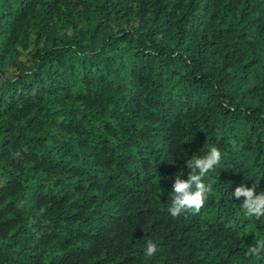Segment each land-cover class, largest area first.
Instances as JSON below:
<instances>
[{"label": "trees", "instance_id": "trees-1", "mask_svg": "<svg viewBox=\"0 0 264 264\" xmlns=\"http://www.w3.org/2000/svg\"><path fill=\"white\" fill-rule=\"evenodd\" d=\"M213 146V192L173 217ZM254 185L264 0H0V264H264L232 197Z\"/></svg>", "mask_w": 264, "mask_h": 264}, {"label": "clouds", "instance_id": "clouds-1", "mask_svg": "<svg viewBox=\"0 0 264 264\" xmlns=\"http://www.w3.org/2000/svg\"><path fill=\"white\" fill-rule=\"evenodd\" d=\"M222 160L221 150L213 146L208 153L203 156H193L188 160L187 167L191 169V174L187 181L181 180V175L176 176L172 190V203L169 212L173 217H178L184 212L191 211L199 213L205 206L208 196L213 192L212 182L205 183L204 177L210 171L216 170ZM257 186L252 188L240 186L235 189L232 197L242 199L241 207L248 217L260 219L264 217V192L257 194ZM159 251L158 245L152 240L146 244V257H153ZM249 255L259 256L264 254V240H257L249 247Z\"/></svg>", "mask_w": 264, "mask_h": 264}]
</instances>
